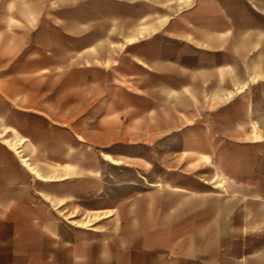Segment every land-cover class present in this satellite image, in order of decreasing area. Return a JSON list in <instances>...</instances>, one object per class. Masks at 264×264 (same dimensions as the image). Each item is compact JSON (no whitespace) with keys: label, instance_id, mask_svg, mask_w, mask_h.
<instances>
[{"label":"crops","instance_id":"1","mask_svg":"<svg viewBox=\"0 0 264 264\" xmlns=\"http://www.w3.org/2000/svg\"><path fill=\"white\" fill-rule=\"evenodd\" d=\"M53 1L0 0V59H33L0 78V264H264V175L223 186L211 151H111L187 145L237 110L264 80V0H77L81 20L43 24ZM227 121L228 140L244 136ZM200 131L194 142L218 143ZM91 150L134 162L133 180L107 183ZM90 179L97 207L82 220L98 218L81 227L75 187L89 199Z\"/></svg>","mask_w":264,"mask_h":264},{"label":"rangeland","instance_id":"2","mask_svg":"<svg viewBox=\"0 0 264 264\" xmlns=\"http://www.w3.org/2000/svg\"><path fill=\"white\" fill-rule=\"evenodd\" d=\"M71 4H73V8L69 6ZM79 4L80 1L77 0L53 1V9H55L56 13L53 16H43L42 23L64 26L66 18L81 20L82 13ZM162 11V8L154 7V13L156 14L155 16H159ZM23 18H25L27 23L31 25L30 27L34 26L36 23L33 16H25ZM2 19L3 18L0 16V24H2ZM5 23L9 24L10 26L18 25L17 21L15 20L5 21ZM51 33L53 35H57V32ZM32 51V47H27L25 50H23L20 57H26ZM30 61H33V59H0V78L11 77L16 75L19 71H23L25 68L27 69L28 65L25 64V62ZM247 105L250 106V111L247 113L246 117L242 109H246ZM237 106L239 108H237V110L234 112H227L226 110L219 111L217 113V119L214 120V124H216V126L213 128L199 129L195 134L190 135L189 138L191 141H189L190 143L187 145H183L182 142L177 140L164 146L154 147V149H147L145 147H133L131 149H125L122 146H115L111 149V151L115 152L116 156L132 154L143 158L147 156L151 158L153 151L155 153L157 152L159 155L167 152L168 154H171V156L174 153L182 150L194 152L211 151L216 155V158L211 166L213 168V174H215L217 178L216 180H218L217 183H222L224 186L225 182H227L229 178H234L239 183L254 184L257 182L256 178L258 174L260 175V178L263 177L262 175H264V139L261 143H250L245 141L252 140L249 135H251L253 124L256 123L257 127H260V129L264 131V80L252 85L249 90V95L246 96L245 100L238 101ZM232 117L235 123V131L245 133L243 134L244 136H236L235 134L233 138L234 141L228 140L230 138L229 134L227 133L229 131V127H226L228 122L227 119H231ZM200 130L203 131V134L206 131L205 133L207 134L210 133V135H218V143L215 144L206 142L204 144H200L198 142H194L195 137L200 136ZM88 154H90V163L93 164L92 166H100L106 171V176L104 178L106 179L107 183L120 186L129 184V181L131 179L133 180L135 173L132 165L134 162L127 161L125 159H119L122 160L123 165L112 166L107 162H104L99 156L98 152L91 150L88 152ZM88 154H86V156L83 158L81 153L79 156H76L75 154V162H84ZM182 157L183 156H180L179 159L177 158V160H164V162L170 164L173 162L180 163L183 161ZM206 161L209 163L207 158L204 159V162ZM142 176L143 179H140L139 182L140 189L145 188L150 182L147 181L145 175ZM149 180H151V177ZM89 187L91 191L90 197L89 199L84 198V200L81 197V191L83 189L82 185L75 187V194L78 196V198L74 200L75 206L73 213H75V217L72 220H76L75 222H84V220H82L83 216L90 214L83 211L81 207L82 204L84 206H89L91 210L97 207L98 180L90 179Z\"/></svg>","mask_w":264,"mask_h":264},{"label":"bare ground","instance_id":"3","mask_svg":"<svg viewBox=\"0 0 264 264\" xmlns=\"http://www.w3.org/2000/svg\"><path fill=\"white\" fill-rule=\"evenodd\" d=\"M97 218H98V214L94 213V216H89L84 222H81V223L74 222V224H77V226H81V227H87L91 224V222L94 219H97Z\"/></svg>","mask_w":264,"mask_h":264}]
</instances>
